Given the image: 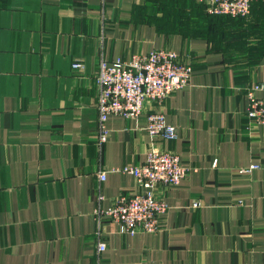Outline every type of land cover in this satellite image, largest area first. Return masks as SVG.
<instances>
[{"label":"crops","instance_id":"crops-1","mask_svg":"<svg viewBox=\"0 0 264 264\" xmlns=\"http://www.w3.org/2000/svg\"><path fill=\"white\" fill-rule=\"evenodd\" d=\"M258 1L225 39L195 0H0V264H264V124L249 116L264 83ZM155 49L192 66L189 85L137 119L111 115L100 144L101 59ZM152 111L176 139L147 131ZM154 147L190 171L157 189L159 231L121 232L102 211L142 191L121 170Z\"/></svg>","mask_w":264,"mask_h":264},{"label":"built area","instance_id":"built-area-1","mask_svg":"<svg viewBox=\"0 0 264 264\" xmlns=\"http://www.w3.org/2000/svg\"><path fill=\"white\" fill-rule=\"evenodd\" d=\"M195 1L204 4L213 15L248 17L254 0ZM179 57L175 50L155 49L132 55L126 60L101 59L97 75L100 144L109 137L107 121L111 115L137 119L147 104L164 103L173 92L189 85L193 68ZM258 90L264 91V83H257L249 92V116L255 122L264 124V97L256 95ZM146 128L151 135L166 140H174L178 136L177 127L168 123L162 111L148 113ZM256 167L258 165H251L246 170ZM121 171L134 175L142 191L134 195H120L113 205L102 211L103 215L112 218L124 233L135 235L159 231L161 218L167 213L169 204L157 194V189L179 185L190 168L182 164L178 154L154 147L147 152L142 165H125ZM100 179H106V172L100 174ZM200 205V201L193 203L194 207ZM106 247L104 242L98 244L100 251Z\"/></svg>","mask_w":264,"mask_h":264},{"label":"trees","instance_id":"trees-1","mask_svg":"<svg viewBox=\"0 0 264 264\" xmlns=\"http://www.w3.org/2000/svg\"><path fill=\"white\" fill-rule=\"evenodd\" d=\"M258 1V0H257ZM256 0L253 1V5H252V9L259 5L260 2L258 1V4ZM198 5H200L201 7V11L204 15L209 16L211 19L216 18L217 19V32H218V37L220 38H230L232 36H236L237 34H232L231 31L229 30H225V27L230 26L233 28H237V27H241L242 25H245L247 23V19L251 16V14L248 17H231L229 15H211L208 14L207 12V8L204 4L202 3H198ZM204 10L206 11V14L204 12ZM252 12V10H251ZM219 25H222L221 27Z\"/></svg>","mask_w":264,"mask_h":264}]
</instances>
